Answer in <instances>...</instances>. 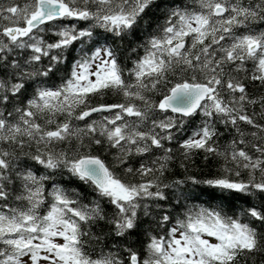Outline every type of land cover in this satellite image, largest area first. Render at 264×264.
I'll use <instances>...</instances> for the list:
<instances>
[{"label":"snow or ice","instance_id":"6c2138e0","mask_svg":"<svg viewBox=\"0 0 264 264\" xmlns=\"http://www.w3.org/2000/svg\"><path fill=\"white\" fill-rule=\"evenodd\" d=\"M0 264H264V0H0Z\"/></svg>","mask_w":264,"mask_h":264},{"label":"trees","instance_id":"16d2710c","mask_svg":"<svg viewBox=\"0 0 264 264\" xmlns=\"http://www.w3.org/2000/svg\"><path fill=\"white\" fill-rule=\"evenodd\" d=\"M226 138H227L226 136L220 137L219 138V142L223 143ZM81 191H83V189H81ZM102 207L105 208V211H109L110 210V208H109V206L107 204H103ZM105 229H107V226H105ZM133 235H135V234H133ZM139 239H140V237H137V247H139Z\"/></svg>","mask_w":264,"mask_h":264}]
</instances>
